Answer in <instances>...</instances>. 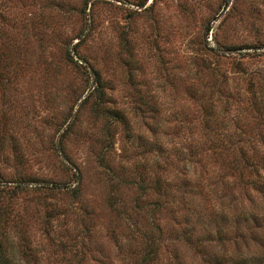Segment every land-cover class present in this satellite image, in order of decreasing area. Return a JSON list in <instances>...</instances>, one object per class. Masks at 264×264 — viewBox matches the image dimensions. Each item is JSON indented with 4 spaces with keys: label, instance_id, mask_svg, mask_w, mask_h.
Listing matches in <instances>:
<instances>
[{
    "label": "rangeland",
    "instance_id": "374dc122",
    "mask_svg": "<svg viewBox=\"0 0 264 264\" xmlns=\"http://www.w3.org/2000/svg\"><path fill=\"white\" fill-rule=\"evenodd\" d=\"M147 235L264 259V0H0L2 262L144 264Z\"/></svg>",
    "mask_w": 264,
    "mask_h": 264
},
{
    "label": "trees",
    "instance_id": "16d2710c",
    "mask_svg": "<svg viewBox=\"0 0 264 264\" xmlns=\"http://www.w3.org/2000/svg\"><path fill=\"white\" fill-rule=\"evenodd\" d=\"M253 219H257V217L254 216ZM218 232H219V229H218ZM148 237H149V240L147 241L148 248L145 250V253L143 254L142 261L144 262V264H156L154 263V260L157 255L159 235L157 236L149 235ZM2 261H7V260L1 254V250H0V264H7V262H2ZM248 262H249L248 259H246L243 262L238 261L239 264H249ZM263 263H264V259L261 257L255 260L254 262V264H263Z\"/></svg>",
    "mask_w": 264,
    "mask_h": 264
}]
</instances>
